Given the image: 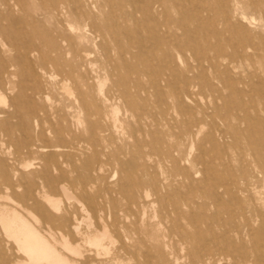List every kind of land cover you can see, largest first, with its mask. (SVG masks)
<instances>
[{
	"label": "rangeland",
	"instance_id": "1",
	"mask_svg": "<svg viewBox=\"0 0 264 264\" xmlns=\"http://www.w3.org/2000/svg\"><path fill=\"white\" fill-rule=\"evenodd\" d=\"M87 1L82 2L84 16L77 17L71 13L75 0H0V27L9 34L2 51L6 66L0 96L6 101L0 111L20 95L21 82L22 103L25 95L35 107L30 148L14 154L15 145L0 146V173L9 171L21 183L15 191L0 189V264L29 259L3 232L1 221L14 214L25 218L51 248L50 264L56 259L67 264H191L190 251L203 247L215 253L228 249L226 264L242 257L248 264H264L263 222L255 213V205L264 204V186L251 155L264 143V124L257 123L264 114L237 109L241 95L232 90L241 87L234 62L252 72L264 67V0ZM225 11L227 22L222 21ZM159 25L164 31L174 28V49L165 47L173 55L169 65L150 39ZM82 34L85 38L79 39ZM117 45L132 54L127 60L140 75L130 77L145 91L134 94V110L109 95L117 77L106 69L102 52L111 49L114 63L121 65ZM85 52L90 53L87 60ZM202 55L216 59V67L205 63L200 69L195 57ZM159 70L164 81L172 82L170 89L158 84L153 73ZM195 76L204 80L193 81ZM262 78L258 74L254 81ZM191 79V91L180 88L179 104L173 90ZM255 87L259 91L257 83ZM79 89L92 93L87 107L78 100ZM159 141L172 143L176 157L183 159L177 168L166 163L170 179L158 174ZM45 168L51 177L65 173L71 198L45 185L40 178ZM30 179L36 181L34 193ZM85 187L98 209L84 200ZM32 193L54 219L47 222L35 209ZM72 222L80 223L79 236L68 231ZM223 225L256 233L227 237ZM96 233L103 235L100 246L88 239Z\"/></svg>",
	"mask_w": 264,
	"mask_h": 264
},
{
	"label": "bare ground",
	"instance_id": "2",
	"mask_svg": "<svg viewBox=\"0 0 264 264\" xmlns=\"http://www.w3.org/2000/svg\"><path fill=\"white\" fill-rule=\"evenodd\" d=\"M82 2L83 4L87 5V0H75V8L71 11V13L75 14V16L78 17L84 16V12L82 10ZM157 17V16H156ZM165 17V16H164ZM0 14V19H1ZM80 19V18H79ZM229 20V12H226L223 14V22H227ZM1 21V20H0ZM81 27H86V24L81 23ZM162 25H159L158 27H155L151 30V33L153 35L150 37L151 41L153 40L154 44H156L157 47H159L163 52V62L165 65H169L172 63V57L173 55L170 54V51L165 49V47H168L170 50H173V43L176 41L174 28L172 26L166 27V31L163 30ZM97 32L101 31V28L93 27ZM81 29V28H80ZM149 32L150 29L146 28ZM82 31V30H81ZM70 37V36H69ZM85 36L82 34L79 36V39H83ZM9 40V34L7 31L3 30L0 27V85H1V74L3 71V67L6 66L3 58H2V51L7 47V41ZM141 46H144V41L140 42ZM115 50L118 51L119 61H121V65H118L114 63L113 58L111 57V49L105 48L103 50V54L105 56V67L107 70L110 69V71H113V74L116 75L117 80L114 82V85L109 90V95L113 99L122 100L125 102V105L134 110L138 106V103L134 99V94H140L142 95L145 91L144 88H142V84L139 80L135 81L133 80L131 76L132 73L140 75L139 70H137L135 67H133L127 60V55L131 54L128 50H126L121 45H117L115 47ZM90 56V53L85 52L83 54V59L87 60ZM132 56V54H131ZM252 58V57H251ZM98 62L92 61L91 64ZM195 62L198 64V67L200 69H205V63H208L209 67H216L217 60L205 57V55H202V57L196 56ZM234 68L239 70L240 75V85L241 87H232L233 93L235 95H241L239 99L235 102V107L237 109H254L258 111L260 114H264V78L260 79L259 81H254V79H258V74H261L264 76V67L256 69L255 72H252L249 68H247L243 63L241 62H234ZM189 71L194 72V70L189 66ZM124 71V73H122ZM154 69H150L149 72H153ZM260 71V72H258ZM161 72L156 71L153 74H155L156 79L158 81V84L161 82L164 88H171V81H164L161 77ZM243 76H247L245 78L251 79V81H247L243 79ZM193 81L195 79L204 80L203 77L195 76L192 78ZM192 79L190 81L188 80H182L180 81L181 84H179V87L176 90H173L174 97L178 100V103L180 104L182 102L181 97H179V91H181L180 88H184L186 92L191 91L192 87ZM164 82V83H163ZM259 85V91L255 90V84ZM21 93L20 95L14 97L11 99L8 109H4L0 111V146H3L5 142H8L11 144V146L15 145L16 149L14 151V154H19V152L22 149H29L31 146V143L28 141L29 139V122L32 116L35 113V107L33 104L27 99V96L24 95V98H26L25 104L22 103L20 97L23 95V91L25 90V85L21 82ZM258 89V88H257ZM258 91V96H256ZM94 95V94H93ZM246 95V97L249 98L248 101H245L243 97ZM78 100L82 102V104L87 107V103L91 100L92 93L91 92H83L82 90H78L77 93ZM147 98H144V101H146ZM5 98L0 96V103H5ZM146 103V102H145ZM146 106V105H144ZM17 120V122H15ZM257 123L259 125L264 124L263 118H258ZM153 124V122H152ZM154 126V125H153ZM51 130L54 132V134L61 140H64V133L57 129V127L52 124ZM136 130V129H135ZM142 131V130H141ZM23 134V138L19 136V133ZM138 132V131H137ZM160 142V149L157 150L156 156L158 160V166H159V173L163 176L165 175V179H170L169 169L166 168V163L172 165L174 168H177L180 164V161L183 159H179L175 155V147L170 143L169 141H159ZM158 143V142H157ZM56 150V149H55ZM51 151V150H50ZM65 151V150H64ZM254 157V165L256 166V170L258 169L260 176L262 177L261 184L264 186V143L263 145L257 147L255 151L251 154ZM68 171V170H67ZM40 178L44 180L45 185L53 188L58 189L61 192H64L67 197L71 198L72 195L67 192L65 181H67V177L65 173L61 172L59 176L57 177H51V174L49 172L48 168H45L44 171L41 172ZM159 179L157 178L154 183L156 185H159ZM20 181V180H19ZM35 180L30 179L29 187L34 193L35 189ZM132 184L136 185L137 183L135 181H131ZM220 183V182H219ZM21 183H17L14 180L13 175L9 171H2L0 173V189L4 190H13L15 191L17 187L20 186ZM212 188L213 186L211 183L209 184ZM32 193V195H33ZM210 194L215 197V194L211 191ZM28 192L25 196H28ZM83 198L88 203L92 205L94 209H98V202L96 199L91 198L87 195V188H84L83 192ZM125 198V196H124ZM46 199L50 203H56L54 200H51L50 198L46 197ZM35 205V209H37L41 214L44 216L45 220L47 222L51 221L55 217L52 215H48L46 211L39 205V203L36 201L37 199L34 197L32 198ZM70 201V200H69ZM54 206V205H53ZM48 208V207H47ZM50 211V210H49ZM54 213V212H53ZM255 213L257 218H260L263 222L261 227V232H264V204L261 202L260 206L255 205ZM244 216V215H242ZM25 218L20 217L17 214H14V216L10 220H2V229L3 232L13 237L19 245V250H22L25 252L29 259L24 262H16V264H41L42 261H46L47 263H51L53 261V253L51 251V248L48 246V244L45 242V240L42 238V236L36 232L27 222L24 220ZM14 224L17 225V230L14 231ZM80 223L72 222L67 225L68 231L76 236H79L81 234L80 232ZM222 234L223 236H230L231 233H234L237 236H250L254 235L256 231L250 227H244L243 229H240L238 226H233V230L228 229L225 225L222 227ZM210 234H215L213 229L210 227L208 229ZM103 235L101 233H96L94 236L88 237L89 242L93 245L100 246L102 241ZM195 239H198L199 236L195 235ZM99 249V248H98ZM206 250L205 254H201V250ZM5 251V249H4ZM190 259L191 264H226L225 262L229 259L230 254L228 249L226 250H218L216 253L203 248H193L190 251ZM8 254L3 253V260L4 262H8ZM12 261V260H11ZM14 261V260H13ZM56 264H67V262H63L60 259L55 260ZM235 264H248V260L244 257H242L240 260H237Z\"/></svg>",
	"mask_w": 264,
	"mask_h": 264
}]
</instances>
